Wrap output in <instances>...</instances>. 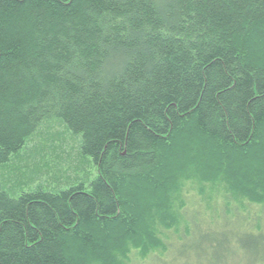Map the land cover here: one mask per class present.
Here are the masks:
<instances>
[{
  "label": "trees",
  "instance_id": "1",
  "mask_svg": "<svg viewBox=\"0 0 264 264\" xmlns=\"http://www.w3.org/2000/svg\"><path fill=\"white\" fill-rule=\"evenodd\" d=\"M56 120L97 176L0 186V264L149 255L187 171L264 206V0H0V166Z\"/></svg>",
  "mask_w": 264,
  "mask_h": 264
},
{
  "label": "rangeland",
  "instance_id": "2",
  "mask_svg": "<svg viewBox=\"0 0 264 264\" xmlns=\"http://www.w3.org/2000/svg\"><path fill=\"white\" fill-rule=\"evenodd\" d=\"M80 144L59 120L43 122L0 166V186L16 199L36 188L55 194L89 184L97 171ZM186 173L177 178L165 218L152 225L157 248L146 256L132 250L126 264H264V206Z\"/></svg>",
  "mask_w": 264,
  "mask_h": 264
}]
</instances>
